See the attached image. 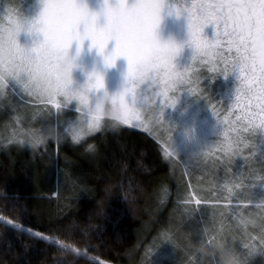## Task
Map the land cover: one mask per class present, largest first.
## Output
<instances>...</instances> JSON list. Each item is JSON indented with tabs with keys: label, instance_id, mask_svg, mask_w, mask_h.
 I'll use <instances>...</instances> for the list:
<instances>
[{
	"label": "snow or ice",
	"instance_id": "1",
	"mask_svg": "<svg viewBox=\"0 0 264 264\" xmlns=\"http://www.w3.org/2000/svg\"><path fill=\"white\" fill-rule=\"evenodd\" d=\"M187 3L184 12L177 9L176 14H187V44L194 50V63H210L212 71H217V62L221 63L223 67L219 69V73L225 78L238 72L239 83L235 90V99L231 103L240 110L236 120L229 124L227 118L224 121L219 119L214 106L211 111L217 122L223 126L224 158L230 164L233 157H239L243 160L242 170L249 165L252 157L257 154L260 156L259 138L264 135V0H198ZM162 8L163 0H134L132 3L128 0H116L115 3L105 0L102 11L105 22L100 24V13L91 11L85 0H45L43 10L33 24V27L39 25L43 39L30 51L20 44L18 30L14 31L8 26L0 27V90L6 94L11 85L13 91L20 89L22 100L28 97L41 104H52L57 109L58 120L62 118V110L68 108L61 96L74 99L79 116L75 123L64 130V137L66 139L70 135L74 145L86 144L85 150L88 152H95L96 146L87 143V138L103 132L112 121L140 127L143 121L140 120L139 110L144 108L138 106L140 100L148 101L151 97V103L159 105L160 110L156 113L159 121L164 116V109L169 106L174 108L177 104L176 96L169 95L176 89V82L183 81L184 90L190 94L195 91L191 86L198 82L194 63L180 70L174 62V56L180 51L179 45L171 42L159 44L156 61L144 68L138 66L133 56L138 40L147 36L155 38ZM13 11L11 8L5 11L3 22L6 25L15 23L16 18H12ZM210 24L215 25L213 39L203 35L205 27ZM81 25L84 26L83 31ZM86 40L91 41L92 48L98 49L107 66H114L120 57L127 60L122 89L110 98V107L104 103L93 104L83 91L68 93L72 83L71 65L67 68L61 67L58 54L67 55L74 42L79 45V53ZM110 41H115V47L108 52L106 49ZM223 44L232 53L230 58L223 55ZM92 75L95 77L94 81L90 76L85 87L89 91L104 88V77L97 73ZM149 75L150 83L146 93L142 95L141 85ZM226 127L230 129L231 135L225 130ZM56 138L59 142L61 134L57 133ZM17 142L35 149L47 141L43 132L31 131ZM245 150L248 155L244 154ZM171 154L165 151V155ZM256 163L260 165L259 175L250 171L248 185L243 184L241 171L238 174L240 182L223 186L229 199L233 197L234 189L247 190L239 192L236 199H252L250 190L264 182V159L257 160ZM79 178L82 183L88 182L86 174L82 172L79 173ZM84 191L86 193L87 189ZM196 203L199 204L200 200ZM257 207L264 209V199L260 200ZM102 213V209L97 210L98 215ZM260 218L259 224L254 220L240 219L245 227L244 235L251 243H243L241 248L234 238L222 235L219 238L220 244L227 242L230 247L238 249L250 264L255 255L264 254V214ZM5 223L12 224V221ZM249 225L255 226L256 235L246 231ZM13 227L22 226L13 224ZM35 235L45 239L39 232ZM156 239L160 244L172 243L168 232L161 233ZM208 244L213 245L211 240ZM217 259L212 257L211 264H217Z\"/></svg>",
	"mask_w": 264,
	"mask_h": 264
},
{
	"label": "trees",
	"instance_id": "2",
	"mask_svg": "<svg viewBox=\"0 0 264 264\" xmlns=\"http://www.w3.org/2000/svg\"><path fill=\"white\" fill-rule=\"evenodd\" d=\"M34 1L0 0V22L7 9H13L17 17L18 11L25 14ZM90 141L95 152L71 143L56 152L53 142L38 149L19 143L0 147V216L22 226L15 228L0 220V264H174L169 261L173 256L178 264H211L212 257L220 264L218 256L206 254L209 240L219 245L220 236L227 235L241 248L251 243L238 218L250 201H244L245 206L235 200L246 189H234L231 199L224 200L220 190L201 206L185 201L175 206L173 197L163 196L171 167L151 136L129 128H106ZM250 171L249 165L243 168L244 185L250 183ZM81 172L88 178L86 184L79 178ZM232 179L231 183L240 182L236 174ZM209 203L225 214L221 220L209 215L210 208H205ZM174 207L186 213L189 230L196 229L200 235L179 233L182 221L177 224L171 219ZM250 217L243 218L253 220ZM33 231L67 247L42 240ZM246 231L256 235L250 225ZM163 232L179 242L178 250L155 246ZM157 249L165 252V261L157 259ZM260 255L250 264H259Z\"/></svg>",
	"mask_w": 264,
	"mask_h": 264
},
{
	"label": "rangeland",
	"instance_id": "3",
	"mask_svg": "<svg viewBox=\"0 0 264 264\" xmlns=\"http://www.w3.org/2000/svg\"><path fill=\"white\" fill-rule=\"evenodd\" d=\"M45 0H35L31 7L27 9L25 15L29 18H37L43 10ZM91 11L99 12L105 3V0H85ZM115 3L116 0H111ZM129 3L134 0H128ZM187 2H198V0H187ZM163 21L160 28L162 39H168L170 37L175 38L178 42L184 43L185 47L180 57L177 58L176 64L178 69L183 70L184 67L191 63V57L193 55V48L187 44L189 40L188 32V17L187 14L180 16L168 15L167 9L162 13ZM15 19L16 16L12 15ZM105 18L103 15L99 18V23L103 24ZM204 36L209 39L215 37V25H208L204 29ZM36 37L31 39L26 33H21L18 40L21 45L27 44L32 46ZM39 39H43L42 35ZM115 47V41H110L106 51H111ZM223 55L231 57L232 53L228 51L227 45L223 44ZM78 48V43L74 42L69 49L70 54H75ZM79 63H81L85 69L90 71L93 67L103 68V56L99 54L98 49L91 47V41L86 40L84 42L83 50L81 52ZM193 67L196 70V76H198V82L194 83L191 87L195 91L190 94L184 90V86H181V90L178 97V103L173 108L169 106L164 109V116L158 121L157 114L145 107L139 110L140 120L143 124L140 127H136L134 124H119L113 126L111 123L107 128L120 130L123 128H129L144 132L156 140L163 154L165 161H167L171 167L170 175L166 183V187L163 190L164 199L172 198L175 200L176 205H180L182 201L188 200L189 203H195L197 206L203 205L202 201L207 199H213L215 195L223 191L224 200L227 199L228 194L223 190L225 184H231L232 178L238 176L243 171L241 166L243 160L239 157H233L232 162L227 163V159L223 156L222 142L224 141V134L222 132L223 126L217 122L216 117L211 111L212 107H215L216 115L221 121L227 118V123L235 121L240 114L238 107L232 106V102L235 99V90L239 81L237 80L238 72H233L226 78L219 73V69L223 67L221 63H216L217 71L210 70L212 64L210 63H194ZM127 70V60L124 57L118 58L116 65L106 70L105 82L109 92L117 93L122 89L124 82V74ZM194 76V79L196 78ZM73 80L76 85L84 83L86 76L81 68H77L73 71ZM14 83V82H13ZM147 90V84L141 86V94H145ZM172 96V94H169ZM30 101V102H29ZM95 97H93L92 103L95 104ZM139 106V105H138ZM77 102L73 101L68 108L62 110V118L57 119V109L52 104H41L34 99L25 97L21 99L20 89L17 88L13 91L11 85L9 86L7 93L0 95V147L1 149L7 145L12 146L14 143H18L19 139L25 138V136L31 132H43L46 136V144L40 146H47L50 142L55 144V151L64 143H71V136L68 135L65 139L64 130L69 128L73 123L77 121L79 113L76 111ZM187 129H194V137L189 139L186 135ZM231 135L230 129L225 128ZM57 133L61 134L59 142L57 141ZM100 132L95 133L87 138V143L93 144L90 139ZM90 141V142H89ZM260 141V156L264 157V135L259 138ZM256 140L253 138V143ZM86 147V144H81ZM94 145V144H93ZM27 146V145H25ZM29 147V146H27ZM49 147V146H48ZM31 148V147H29ZM173 149L175 151H173ZM172 153L171 155H165V151ZM200 151L201 155L198 158H188L191 152ZM248 155V152H244ZM259 154L252 157L249 162L251 171H254L259 175L260 165L256 163L261 158ZM217 158H220L217 160ZM238 172V173H235ZM234 174V175H233ZM245 177L243 173V178ZM246 178V177H245ZM247 179V178H246ZM250 179V178H249ZM65 186V183H63ZM63 186V187H64ZM210 193V196L207 193ZM254 194L252 199L241 198L238 204L246 206L244 201H250L247 207L240 210L239 214L243 217L253 218L257 223L261 214H264V209L258 208L257 205L261 199H264V182H261L253 188ZM166 200V201H167ZM200 200L197 204L196 201ZM178 203V204H177ZM166 205L165 203H161ZM209 206V207H208ZM205 208H210V216H216L218 220H221L225 214L219 210L213 209V203ZM224 206V203H221ZM160 210L163 207L159 208ZM186 213L181 211L178 207H174L171 210V219H174L177 224L182 221L177 230L183 236L197 237L200 232L196 229L189 230L186 225L188 222ZM227 215V214H226ZM209 219V216H208ZM0 220L9 221V219L0 216ZM11 221V220H10ZM17 224L12 221V225ZM186 225V226H185ZM185 226V230L183 227ZM37 233V231H33ZM40 233V232H39ZM46 240L55 242L60 245H65L59 240H55L53 237L40 233ZM181 237V236H180ZM188 241V237L186 238ZM158 247L162 250L175 247L179 248V242L172 239V243L165 242L160 244L158 241ZM80 252V251H79ZM161 261H165V252L157 249L156 251ZM151 254V252H148ZM171 263L178 264L177 256L169 259ZM145 264H149L144 261ZM109 264V263H103ZM259 264H264V254L259 256Z\"/></svg>",
	"mask_w": 264,
	"mask_h": 264
},
{
	"label": "clouds",
	"instance_id": "4",
	"mask_svg": "<svg viewBox=\"0 0 264 264\" xmlns=\"http://www.w3.org/2000/svg\"><path fill=\"white\" fill-rule=\"evenodd\" d=\"M187 6H188L187 0H163V8L161 10V19H160V22H159L156 30H155L156 31L155 38H153L151 36L143 37L140 40H138L135 44L133 56L137 60L138 66L144 68V67H147V66L153 64L156 61L157 56L159 54V44L169 43V42L181 46L180 51L173 58L174 62L176 63L177 58L180 57L182 52H183L185 44L178 42L173 37H170L166 40L162 39L161 33H160L161 24L163 21L162 13L164 12L165 9H167L168 15L178 16L176 14V10L179 9L180 12L183 13L184 10L187 8ZM103 7H104V4H103L101 10L99 12H97V13H100V16L103 15L102 14ZM181 15H183V14H181ZM100 16H99V18H100ZM36 19L37 18L33 19V18L27 17L23 11H18L16 21L14 24L6 25V22H0V27L8 26V27H11L14 31L18 30V37L20 36L21 33H26L30 39L32 37H36L37 39L33 42L32 46H28L27 44L22 45L26 50L30 51L33 47L37 46L42 40V39H39V37L41 36V33L39 32V25H36V27H33V24L35 23ZM98 22H99V19H98ZM83 28H84V26L81 25L82 31H83ZM78 47H79V45H78ZM81 52L82 51H80L78 53V51H76L75 54H70V52L68 50L67 55H64L62 53L58 54V56L60 57L59 63L61 65V67L67 68L69 65H71L70 75H71L72 83L69 85L68 93L72 94V93H77V92L83 91L89 96L90 102H92L93 97H95V101H96L95 103H104L106 106L110 107V98L113 95H115L116 93L113 94V93L108 91V89L106 87V82H105V87L102 89H99V90L89 91L85 87V85L88 83L90 76L92 77V79L94 81L95 77L92 75L93 73H97V74L102 75L104 77V80H105L106 70L114 67L116 64L114 66H107L104 62V57H103V68L93 67L90 71H88L87 69L84 68V66L81 63H79ZM108 52H110V51H108ZM192 63H194L193 55L191 57V63L190 64H192ZM77 68H81L84 71V74L86 76V80L84 81V83L79 84V85H76L74 80H73V71ZM126 72H127V70H126ZM150 80H151V77L149 75L145 79V82L142 85H145V84L148 85V83H150ZM176 83H177V87L175 90H173L171 92V94L173 96L178 97V100H179V93L181 90V86H184V84H183V81H177ZM140 92H141V89H140ZM0 95H3V90H0ZM61 100L68 106L73 101H75L74 99L69 100L67 98V96H61ZM178 100H177V103H178ZM138 105L142 106L144 108L148 107V108H150V110L154 111L155 113H157L160 110L159 105H154L151 103V97H149L148 101H143V100L138 101ZM111 124L113 126H116V125H118V122L112 121ZM194 134H195L194 129H187L186 130V135L188 136L189 139L193 138ZM200 155H201L200 151H195V152H191L189 154L188 158L195 159V158H198ZM238 218L243 219V215L238 214ZM260 222H261V218H259L258 224ZM250 226L253 227V229L255 230L254 225H250ZM206 254L218 256L220 264H248L247 258L244 257L238 249L230 247L227 242H224L223 244H219V245H212L211 247L208 248Z\"/></svg>",
	"mask_w": 264,
	"mask_h": 264
}]
</instances>
